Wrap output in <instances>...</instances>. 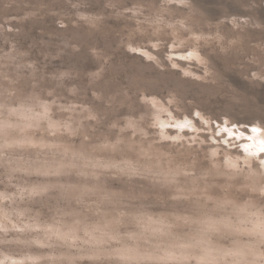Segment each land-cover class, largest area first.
Listing matches in <instances>:
<instances>
[{
	"label": "rangeland",
	"instance_id": "1",
	"mask_svg": "<svg viewBox=\"0 0 264 264\" xmlns=\"http://www.w3.org/2000/svg\"><path fill=\"white\" fill-rule=\"evenodd\" d=\"M128 127L188 173L180 199L115 158L65 167L67 149L111 152ZM253 180L264 186V0H0V264H68L77 247L52 234L130 195L191 209L193 187L229 182L264 202Z\"/></svg>",
	"mask_w": 264,
	"mask_h": 264
},
{
	"label": "clouds",
	"instance_id": "2",
	"mask_svg": "<svg viewBox=\"0 0 264 264\" xmlns=\"http://www.w3.org/2000/svg\"><path fill=\"white\" fill-rule=\"evenodd\" d=\"M128 128L133 129L132 135L111 152H104L109 146L103 144L67 149L65 167H87L93 163V154L115 158L122 162L117 174L167 193L170 203L180 199L175 194L184 192L179 179L188 173L153 143L137 140L134 127ZM255 176L250 173L248 178ZM216 179L230 182L235 174L217 173ZM229 182L193 187L189 195L195 197V204L191 209L174 204L166 209L137 205V198L130 195L124 211L108 218L71 219L68 231L53 233L52 238L74 242L79 255L65 256L68 264L80 256L94 264H264V202L230 194L233 185ZM246 187L264 197V186L258 187L256 180ZM212 188H219L220 193L211 194Z\"/></svg>",
	"mask_w": 264,
	"mask_h": 264
},
{
	"label": "bare ground",
	"instance_id": "3",
	"mask_svg": "<svg viewBox=\"0 0 264 264\" xmlns=\"http://www.w3.org/2000/svg\"><path fill=\"white\" fill-rule=\"evenodd\" d=\"M255 138H256V136H255ZM255 142V141H254ZM263 143V142H262ZM245 149V148H244Z\"/></svg>",
	"mask_w": 264,
	"mask_h": 264
}]
</instances>
